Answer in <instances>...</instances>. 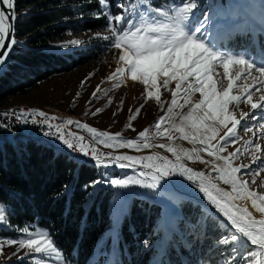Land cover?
I'll return each mask as SVG.
<instances>
[{
  "label": "snow or ice",
  "instance_id": "obj_1",
  "mask_svg": "<svg viewBox=\"0 0 264 264\" xmlns=\"http://www.w3.org/2000/svg\"><path fill=\"white\" fill-rule=\"evenodd\" d=\"M99 11L93 15L96 19L102 17L107 20L105 30L111 33L110 36H101L97 33L93 39H103L109 41L107 47L119 50V61L123 62L126 67L117 66L106 78L96 86L88 101L89 107L92 102L99 98V94L104 92L107 95L108 89H103L102 84L111 83L112 88H119L124 80L130 79L132 82H138L143 85V95L147 100H155L161 110L164 109V101L162 100L161 87L168 89L172 81H175V90L171 92V106L167 108L165 115H161L151 127H145L139 130L135 139H125L120 132L110 134L107 131H98L94 126L82 123L79 119L62 120L56 116H50L43 110L38 109H20L12 110V119L21 123L31 122L37 123V116L40 119V125L44 129L45 136H51L60 140L73 152L84 156H91L97 165L102 167L116 166L122 169L132 168L136 164L148 161L147 167L153 169L152 172H141L140 175L144 179L133 180L131 177L127 179H112L111 184L126 187L129 184H137L142 187L157 188L160 181L169 175L180 174L186 179L193 182L203 194L216 212H218L234 229V233L239 235H231L224 237L219 242L224 245L236 242L240 237L244 238L246 245L257 246L264 254V218L256 219L248 207H241L238 201L250 202L251 209L264 217V194L258 191L250 190L249 185L255 183V180L245 181L241 176L247 174L255 176L264 171V160L259 157H253V163L257 165L255 169L252 165L233 166L234 161L240 158L244 148H237L234 152H229L226 156L221 155L226 146L233 144L240 139L238 129L243 128L246 132H253V127L264 129V95L259 97V102H253V94L264 88V80L259 84H254L245 88L244 95H235L234 87L237 82H243L249 71L242 74L238 70L235 76L230 75L233 65L245 66L246 69L264 72V66L254 68V64L248 62L243 57H221L210 51L202 42L194 38V34L190 35L185 32L184 24L191 16L196 8L195 0H187L181 7L174 10L172 14L162 8H154L150 15H154L155 19L151 23L137 24L131 21L132 11L129 5L117 3L116 7L121 11L117 14L109 10V0H97ZM15 0H0V66H2L9 57V53L13 50L14 45L18 43L13 36L14 23L17 19L15 15ZM145 11H147L145 9ZM11 13V14H9ZM139 18L142 13H135ZM160 17H167V22L158 23ZM72 45H79L82 42L73 40ZM67 46V45H64ZM219 61L223 67V76L218 80L214 79L213 72L216 62ZM130 74V76H129ZM95 73L89 74L85 80L81 81L83 87L89 82ZM160 77H164L162 85ZM189 78H193L190 81ZM227 79V86H223V80ZM183 92L181 93L182 85ZM218 86L222 90H218ZM199 93L200 99L192 103V97L195 93ZM183 94L187 98L183 104L177 103L178 96ZM81 93L76 94V100ZM75 103V100L73 101ZM108 105L112 104V100H108ZM124 101L121 100L116 116L123 108ZM242 103H246L251 111H241L240 118L230 110L239 108ZM191 105L186 114L182 115V124L177 126L173 122L172 128H165L164 134L168 135L171 140L170 133L173 129L181 135L179 139L185 140L190 144H199L201 147L192 149H177L171 145L160 144L159 147L166 149L167 152L175 156V160H169L167 156H133V155H114L113 151L103 153L104 159L100 158L99 150L92 144L84 143L85 137L78 135L76 132L64 129V125L75 127L76 129L86 130L93 134L96 140L107 147L115 150L116 148H141L156 147L147 142L138 143V141H148L153 139L146 135L151 128L157 130L160 134L161 122L170 119L173 115V108H184L185 105ZM145 107L141 104L133 109L129 108L127 124L125 128L137 131L133 122L139 117L141 110ZM19 111V115H17ZM104 108H96L92 112L95 117L102 113ZM260 115L257 117V112ZM87 114V113H85ZM5 121L8 119V113H0ZM60 121L52 123V121ZM255 120V125L249 123ZM230 125V127H229ZM0 126L8 127L6 123ZM220 128H225L224 135H219ZM66 136L72 137L71 140ZM219 136V143H213ZM260 139H264V131L258 133ZM101 138H104L101 140ZM246 148L260 147L256 142V138L245 142ZM206 152L211 160L204 159L200 153ZM261 156H264V149H261ZM186 161H192L193 164L208 165L212 169V173L197 170L193 166H188ZM214 174V176H213ZM151 182H147L148 177ZM222 181L224 185L230 186V191L220 187L213 180ZM95 183V182H94ZM264 183V182H262ZM6 209L0 204V224L7 223ZM23 235L18 239L6 238L0 239V253H3L6 247L16 246L19 250L27 249L28 255L37 254L42 258L37 264H43V258L52 255L61 256L60 251L54 246V242L50 238V234L37 227L35 231H30L28 227L22 229ZM243 247V245L241 246ZM240 249L233 247V255ZM18 255V252H14ZM235 264V261H232ZM261 264H264L262 259Z\"/></svg>",
  "mask_w": 264,
  "mask_h": 264
},
{
  "label": "rangeland",
  "instance_id": "obj_2",
  "mask_svg": "<svg viewBox=\"0 0 264 264\" xmlns=\"http://www.w3.org/2000/svg\"><path fill=\"white\" fill-rule=\"evenodd\" d=\"M185 2H187V0H170L159 4H156L154 0H109V10L112 13L117 14L121 10L116 7V4H127L129 5V9L132 11L131 21L137 24H147L151 23L152 20L155 19L154 15H150L154 8H162L172 14L176 8L181 7ZM195 2V10L184 24V29L187 34H194V38H196L199 42H202L210 51L221 57H243L248 62L254 64V68L264 66V0H195ZM145 9L147 11H145ZM137 11L142 13L139 18L135 14ZM157 22L166 23L167 17H160ZM97 33H100L101 36L111 35L109 31L105 30V28L100 30L84 31L76 26L72 31L67 32L63 39L49 45L48 47H54L60 51L81 49L82 51H86L85 54L88 53L90 55H94L96 52H88V50L93 48L94 44H102L101 47L104 48L101 53L92 57L86 64L80 65L69 72L53 75L50 79L42 81L38 87L32 88L29 92L10 98L0 108L18 105L26 107L32 106L33 108L45 111L50 116H56L62 120H64L65 117L72 120L79 119L82 123H87L90 126L96 127L98 131H107L110 134L120 132L121 136L125 139H135L138 136L139 130H143L145 127H151V125L161 115H165L167 108L171 106V92L172 90H175L176 82L172 81L168 89L161 87L162 100L164 101L163 110L160 109L154 99L147 100V98L143 95V85H140L138 82H132L130 79L124 80L119 88H112L111 83L102 84L103 89L109 90L107 95H105L104 92H101L99 94V98L93 101L89 107L88 101L91 99V94L96 89V86L100 84L101 81L106 80L107 76L114 71L117 66L126 67L123 62L119 61V50L107 47L109 41L103 39H93ZM238 35L242 37L241 40H243L246 44V47L241 50H236L231 44ZM245 38L247 39V42ZM73 40H79L82 43L79 45H72L70 42ZM254 44L256 46L253 48L252 45ZM247 45H251L250 48H252V51H250V48H248ZM238 70L241 74L244 71H249L250 75H248L243 82H237L233 92L235 95H244L246 87L259 84L261 80H264V72L246 69L245 66L241 65H233L229 74L235 76V73ZM91 73H95V75L82 87L81 81L85 80V78ZM212 74L216 80L223 76V67L219 61L216 62V66ZM164 79V77H160L161 85ZM189 79L194 82L193 78ZM227 83L228 81L225 78L223 80V86L226 87ZM185 86L186 84L182 85L181 93L183 92V87ZM218 90L222 89L218 86ZM78 92L81 93V96L78 100H76V94ZM261 95H264V88L253 94V102H259V97ZM186 98L187 97L183 94L178 96V105L183 104ZM109 99L112 100L111 105H108L107 103ZM199 99L200 95L197 92L192 97V103L198 101ZM74 100L75 103H73ZM121 100L124 101L123 108L116 116H113V113L118 111ZM141 104H144L145 107L141 110L139 117L133 122L137 131L125 128V125L127 124V117L129 115L128 109L131 108L134 111L135 108L139 107ZM190 106L191 105L189 104L185 105L184 108H180L178 106L174 107L172 117L161 122L160 134H157V130L155 128H151V131L146 135L153 137V139L148 141H138V143L147 142L150 145H157L156 147H149L147 149L141 148L140 150H136L135 148L130 149L124 147L113 150L105 147L100 140H96L94 135L88 133L86 130L76 129L73 126L72 131L81 136L86 135L85 137H87L93 145L96 144L103 151H113L114 154L118 155L126 154L141 157H155V155L158 154L159 156H167L169 160H175V156L172 153L167 152L166 149L160 148L159 145H171L177 149H192L193 147H201L199 144L193 145L185 140L179 139L178 137L181 134L176 132L174 129L170 133L172 136L171 140L168 138V135L164 134V129L172 128L173 122H175V125L177 126L182 124V115L176 114H186ZM96 108H104V111L93 117L92 112L95 111ZM230 110L237 116L238 119L240 118L241 111H251L250 107L246 103H242L239 108H233L230 105ZM256 115L259 117V111ZM249 123L255 125V120ZM260 131H264V129H257L253 127V132L249 133L243 128H239L238 135L240 136V139L233 144L227 145L225 151L221 153V155L226 156L229 152L236 151L237 148H244V151L240 154V158L234 161L233 166L239 167L241 165L251 164L252 168L255 169L257 165L253 163V157H259L264 160V156H261V149H264V139H260L258 137V133ZM225 132V128H220L219 135H224ZM8 137L12 140H16L13 136ZM254 138H256V142L260 145V147H252L250 149L246 148L245 142ZM102 139L104 138H101V140ZM213 143H219V136L213 141ZM200 155L206 160L212 159L211 157H208L206 152H201ZM186 164L197 168V170L212 173V169L208 165L193 164L192 161H186ZM138 165L146 166L147 164L143 161ZM105 168L107 167H104V169ZM110 168L112 169L110 170V174H106V176L103 175L101 180L97 182V185L102 184L110 186L114 189V197L109 209L113 222V228L107 232L104 237H110L112 241L116 239L121 222L123 221L125 215L130 212L131 200L128 199L129 194H134L135 197L147 194L151 198L160 202L164 207L162 218L156 232H154L157 233L161 231L163 233L164 239L160 241L159 245L160 252L163 253L166 250L164 241L171 238V235L176 231L178 232V238L175 240L176 245L187 248V254L195 252V248H192L191 245L194 241L191 229H193L194 226L189 228L186 224L179 225L177 222L180 213V203L190 197L186 198L187 196L185 197V195L178 194L168 187L167 184L161 181L157 188L154 189L142 187L134 183L129 184L126 187L113 185L110 181L114 178L127 179L128 177H131L133 180L144 179L140 173L147 171L145 168L136 166L125 169L116 166H111ZM114 170H117V175L114 174ZM174 178L176 180L172 178L174 180L173 182H175L177 186L179 184L183 185L181 188L191 194L193 198H203L207 202V200L203 197V194L193 182L185 178L187 185H184L183 183L177 181L179 180L178 178ZM241 179L245 181L255 180V183L249 185L250 190L258 191L259 193L264 194V183H262L264 182V171H261L255 176L245 174L241 176ZM147 180L148 182H151V177L149 176ZM213 182H217L220 187L227 191L231 190L230 186L224 185L222 181H216L214 179ZM238 203L241 207H248L256 219L264 218L261 217L259 213H256L254 209H251L250 202L238 201ZM0 204L4 205L6 209L5 215L7 216V223L0 224V230L3 228L7 233L5 235H0V239H18L23 235L22 229L24 227H28L30 231H35L38 227L39 229L45 230L49 233V230L42 227L38 221L23 224L22 226L12 225L8 222L9 217L13 214L11 207L3 202H0ZM210 206L207 204V207ZM201 209L211 213L208 209H203L202 206ZM220 227L223 229L226 228L223 222L220 224ZM233 234L239 235L231 231V233L225 237H230ZM223 238H220L219 240L212 238L206 246L208 247L207 253L210 252V256L207 257L206 260H202L205 259L204 256H194L193 259L196 261L195 264H232L233 260L235 261V264L261 263L260 250L255 247V245H251L249 243L246 246L242 237H240V239L236 242V245L233 243L224 245L219 242ZM102 240L95 246L90 263L88 264H94L98 261V250ZM242 245L243 247H241ZM54 246L60 251L55 243ZM216 247L227 249L225 251L214 250ZM233 247L240 249V251L235 255H233ZM14 252H18V255H14ZM117 252L119 251L116 249V255L118 254ZM60 253L61 256L52 255L51 257L43 258V264H76L74 262L67 261L61 251ZM115 257L114 252H112L110 257L107 258L106 264L114 260ZM261 257L262 261V259H264V254ZM159 260L160 259L157 257L152 263L160 264ZM38 261H42V258L39 255H28L27 249L19 250L16 246L6 247L3 253H0V264H37ZM183 263H185V261H183Z\"/></svg>",
  "mask_w": 264,
  "mask_h": 264
},
{
  "label": "trees",
  "instance_id": "obj_3",
  "mask_svg": "<svg viewBox=\"0 0 264 264\" xmlns=\"http://www.w3.org/2000/svg\"><path fill=\"white\" fill-rule=\"evenodd\" d=\"M167 1L170 0H154L156 4ZM15 3L14 38L18 43L0 76V107L55 74L86 64L104 48L102 44H94L88 52H96L90 55L81 49L60 51L48 47L76 26L84 31L104 29L107 20L93 15L99 11L97 0H15ZM241 38L238 35L231 43L236 50L246 47ZM15 139H10L0 129V202L12 209L8 222L22 226L38 221L49 230L51 239L67 261L90 263L95 246L103 239L94 264H106L112 252L116 257L108 264H151L157 257L160 264H195L194 256H204L202 260L210 256L206 246L212 238L219 240L231 233L220 227L219 218L187 199L179 205L177 222L189 228L194 226L191 245L195 252L187 254V248L176 245V231L164 241L166 250L161 253L159 245L164 239L163 233L154 232L164 207L144 194L130 197V212L112 241L104 236L113 228L109 209L114 189L97 185L112 169L77 162L39 142ZM116 172L114 170V174ZM6 233L3 228L0 230V235ZM215 249L225 251L227 248Z\"/></svg>",
  "mask_w": 264,
  "mask_h": 264
},
{
  "label": "bare ground",
  "instance_id": "obj_4",
  "mask_svg": "<svg viewBox=\"0 0 264 264\" xmlns=\"http://www.w3.org/2000/svg\"><path fill=\"white\" fill-rule=\"evenodd\" d=\"M20 109H37V108H33L32 106H30V107H26V106H11V107H6V108H0V113H5V112H7V113H12V110H20ZM39 110V109H38ZM18 112V111H17ZM52 123H53V121H52ZM86 136V135H85ZM84 136V137H85ZM13 137H16V136H13ZM20 139H23V140H30V141H34V142H39V143H41V144H44V145H46V146H48V147H50V148H53L54 150H56L57 152H59V153H61V154H63V155H66V156H68V157H70V158H72V159H74L75 161H77V162H81V163H93V164H96V162L93 160V159H91V157H86V156H84V155H81V154H79V153H76V152H73L71 149H67V148H62V147H60V146H58L57 144H54L53 143V141H51V140H43V139H40L39 137H33V135H19L18 136ZM85 140H88L87 139V137H85ZM93 146H95L98 150H100L101 151V155L103 154V153H106V152H109V151H103L101 148H99L96 144H94ZM114 155H118V154H114ZM146 162V161H145ZM139 166H142L141 168H145L146 170H147V172H152V171H154L153 169H150V168H148L147 167V165L146 166H144V165H139ZM171 175H169V176H166V177H164L162 180H161V182H163V183H165V184H167L170 188H172V189H174L176 192H179V193H181L182 195H185V196H187V197H192V195L191 194H189V193H184V192H187V191H185V190H183L181 187H179V186H177L176 184H175V182H173L174 180L173 179H175L174 177H172ZM176 180V179H175ZM177 181H179V180H177ZM180 182V181H179ZM181 183V182H180ZM184 184V183H183ZM193 198V197H192ZM195 201H197L198 203H200L203 207H204V209H210V208H213L212 206H210L203 198H200V199H196V198H193ZM207 204H208V206H210V207H207ZM214 212H216V211H214ZM218 213V212H217ZM225 219V218H224ZM226 220V219H225ZM261 256H263V254L261 255ZM262 258V257H261ZM261 264V263H260Z\"/></svg>",
  "mask_w": 264,
  "mask_h": 264
},
{
  "label": "built area",
  "instance_id": "obj_5",
  "mask_svg": "<svg viewBox=\"0 0 264 264\" xmlns=\"http://www.w3.org/2000/svg\"><path fill=\"white\" fill-rule=\"evenodd\" d=\"M17 115H19V111L17 112ZM11 117H12V113H8V119L5 121L4 117L0 116V124L6 123L7 125H9L8 127L0 126V129L6 135L16 136V137H18L19 135H33V137H39L40 139H43V140H51V141H53L54 144H57L58 146H60L62 148L69 149L60 140H57L56 138L51 137V136H45L43 134L44 129L40 125V119L38 118V116H37V123L36 124H32L31 122L21 123L19 121L13 120ZM64 120H67V118L65 117ZM59 122H60L59 120L53 121V123H59ZM63 127L66 131H68V130L72 131V127L70 128V126H68V125H64ZM66 138L69 140L72 139V137H68V136H66ZM84 143H88V144L93 145V143L90 140H85ZM99 154H100V158L104 159L103 155H101L100 150H99ZM86 157H91V156L89 154V156H86ZM145 163L148 164L149 162L146 161ZM171 176L178 178L181 183H184V185H187L185 182V177L183 175L174 174ZM178 186L183 187V185H181V184H179ZM184 193H188V192H184Z\"/></svg>",
  "mask_w": 264,
  "mask_h": 264
},
{
  "label": "water",
  "instance_id": "obj_6",
  "mask_svg": "<svg viewBox=\"0 0 264 264\" xmlns=\"http://www.w3.org/2000/svg\"><path fill=\"white\" fill-rule=\"evenodd\" d=\"M14 11H15V14H16V3H15V9H14ZM9 14H11V13H9ZM15 29H16V21H15V23H14V32H13V36H15ZM14 48V47H13ZM12 52H13V50L9 53V57H8V59L6 60V62L2 65V66H0V76L4 73V71H5V69H6V67L8 66V63H9V61H10V58H11V56H12ZM136 167H142V166H139L138 164H136L135 165ZM195 201V200H194ZM196 203H198L197 201H195ZM198 204H200V203H198ZM201 205V204H200ZM202 206V205H201ZM202 208L204 209V207L202 206ZM209 211L211 212V213H213L217 218H219L223 223H224V225H225V227L226 228H229L231 231H233L234 232V229L231 227V225L219 214V213H217V212H214V211H216L214 208H210L209 209ZM243 238V237H242ZM244 239V238H243ZM247 246V245H246ZM255 247H257V246H255ZM261 255H262V253H261V251H260V262H261Z\"/></svg>",
  "mask_w": 264,
  "mask_h": 264
},
{
  "label": "crops",
  "instance_id": "obj_7",
  "mask_svg": "<svg viewBox=\"0 0 264 264\" xmlns=\"http://www.w3.org/2000/svg\"><path fill=\"white\" fill-rule=\"evenodd\" d=\"M49 112H50V111H49ZM51 113H53V112H51ZM54 114H56V113H54ZM58 115H61V114H58ZM214 144H215V143H214ZM147 182H148V180H147ZM133 195H134V194H131V195L129 194V198H128V199H130V197L133 196ZM134 196H135V195H134Z\"/></svg>",
  "mask_w": 264,
  "mask_h": 264
}]
</instances>
